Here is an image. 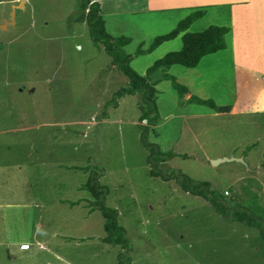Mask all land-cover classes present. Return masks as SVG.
Listing matches in <instances>:
<instances>
[{
  "label": "rangeland",
  "instance_id": "obj_1",
  "mask_svg": "<svg viewBox=\"0 0 264 264\" xmlns=\"http://www.w3.org/2000/svg\"><path fill=\"white\" fill-rule=\"evenodd\" d=\"M20 1L0 0V264H118L120 247L101 242L102 216L89 211L90 196L78 189L88 171L69 169L87 165L103 170L99 182L126 230L131 264H264L254 229L220 217L176 180L149 175L139 95L104 108L127 79L91 42L85 23L73 21L80 0H24L14 24L3 28ZM96 1L106 31L129 39L123 51L140 75L178 51L181 35L149 53L138 47L147 49L191 12L204 14L187 32L229 29L225 48L196 68L168 70L187 94L168 80L155 86L159 122L147 139L182 155L167 161L169 168L209 182L227 199L228 188L238 197L256 194L264 207V113L227 117L187 101L231 105L237 87L264 108V0ZM224 157L233 160L212 165ZM21 243L28 248L20 250Z\"/></svg>",
  "mask_w": 264,
  "mask_h": 264
},
{
  "label": "trees",
  "instance_id": "obj_2",
  "mask_svg": "<svg viewBox=\"0 0 264 264\" xmlns=\"http://www.w3.org/2000/svg\"><path fill=\"white\" fill-rule=\"evenodd\" d=\"M203 14V10L191 12L180 20L171 31L154 37L147 49L143 50L138 47V54L149 53L163 42L170 41L181 35V48L178 51L168 52L155 60L146 69L144 75L138 74L131 68V56L123 51V47L129 43V39L124 36L113 37L106 31L98 1L80 0L73 21L85 23L91 42L95 46L100 45L102 47L107 56H109L111 65L127 79V83L111 95V98L104 104V108H117L118 101L122 97L139 95L140 99L136 104L139 111L138 122L145 121L147 123V126H139L141 130L139 140L148 152L146 163L149 166V175L158 177L163 181L176 180L184 193L202 199L220 217L254 229L260 239L264 254V207L259 204L256 194L246 192L244 197H238L232 192V188H228L233 196L227 199L221 191L214 189L209 182L193 180L179 170L169 168L166 162L175 156L182 155L172 151L163 152L158 145L150 143L147 139L148 127L154 126L159 122L155 86L160 81L168 80L171 87L180 96L188 92L184 85L179 84L176 78L169 75L168 70L170 67L178 65L187 69L196 68L204 56L225 48L224 36L229 31L227 27L211 25L199 32H187L190 25ZM157 72L160 73L159 79L151 82V76ZM187 101L207 106L220 113L228 112L229 110V106L218 107L210 99L202 100L196 96H190ZM105 113V111L102 113L103 118H106ZM92 167L93 170L90 169V171L89 165L80 168L69 167V169L88 171L85 182L78 189L89 194L90 200H87L89 211H98L102 216L104 236L101 238V242L110 246L120 247L121 252L117 255L118 264H131L130 257L125 256L126 252L131 250L130 242L126 237V230L119 225L118 211L106 205L109 189L99 182L103 170L96 165ZM70 204L76 203L72 202Z\"/></svg>",
  "mask_w": 264,
  "mask_h": 264
},
{
  "label": "crops",
  "instance_id": "obj_3",
  "mask_svg": "<svg viewBox=\"0 0 264 264\" xmlns=\"http://www.w3.org/2000/svg\"><path fill=\"white\" fill-rule=\"evenodd\" d=\"M260 86V85H259ZM261 87V86H260ZM237 87L235 89V93H234V98L232 99L233 104L231 103V105H227L229 106V110L228 112H224L223 114H227V117H233V116H237V115H245V114H261L264 113V108H261L256 105V104H252V101H250L251 99L249 98H243L241 93L237 91ZM244 99V100H243ZM231 110V111H230ZM260 116V115H259ZM21 245H26L24 243H21L19 245V249ZM20 250H26V249H20Z\"/></svg>",
  "mask_w": 264,
  "mask_h": 264
},
{
  "label": "water",
  "instance_id": "obj_4",
  "mask_svg": "<svg viewBox=\"0 0 264 264\" xmlns=\"http://www.w3.org/2000/svg\"><path fill=\"white\" fill-rule=\"evenodd\" d=\"M23 2H24V0H22V1H20L19 3H18V5H14V6H12V10H11V13H10V16H9V18H10V22H7V21H5L4 22V27L3 26H1V27H3V28H5V26L8 24V23H10L11 25H13L14 24V21H13V19H14V12H15V10L16 9H21L22 7H23ZM231 160H233L232 158H221V159H216V160H212L211 161V163H212V165H217V164H219V163H222V162H228V161H231Z\"/></svg>",
  "mask_w": 264,
  "mask_h": 264
},
{
  "label": "clouds",
  "instance_id": "obj_5",
  "mask_svg": "<svg viewBox=\"0 0 264 264\" xmlns=\"http://www.w3.org/2000/svg\"><path fill=\"white\" fill-rule=\"evenodd\" d=\"M27 248H28L27 245H21V246H20V249H27Z\"/></svg>",
  "mask_w": 264,
  "mask_h": 264
}]
</instances>
